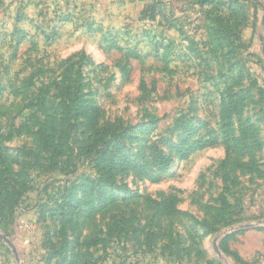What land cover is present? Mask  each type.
Here are the masks:
<instances>
[{
	"label": "rangeland",
	"instance_id": "rangeland-1",
	"mask_svg": "<svg viewBox=\"0 0 264 264\" xmlns=\"http://www.w3.org/2000/svg\"><path fill=\"white\" fill-rule=\"evenodd\" d=\"M0 168V264H264V0H0Z\"/></svg>",
	"mask_w": 264,
	"mask_h": 264
},
{
	"label": "trees",
	"instance_id": "trees-1",
	"mask_svg": "<svg viewBox=\"0 0 264 264\" xmlns=\"http://www.w3.org/2000/svg\"><path fill=\"white\" fill-rule=\"evenodd\" d=\"M129 54H134L133 51L128 50ZM240 105V99L238 95L231 92V90H228L226 96L222 99V128L224 136L227 138L231 135L233 131V122H232V116L234 113L237 112L238 107ZM20 130L23 129H31L33 126L30 123H25L21 125ZM42 128L43 126H40L38 128V135H42ZM185 137L184 139L179 142L175 147V153L177 156H180L181 158H185L189 156L191 153L195 152L196 150L203 149L209 146H212L215 142V139L213 138H201L193 143H188V139L193 135L194 130H192V127L190 124H187L186 129L184 130ZM240 132L243 136H247L246 128L243 126H240ZM186 144H188L186 147H184ZM60 145L55 147V152L58 150L60 154L63 152L59 148ZM67 149H71L68 147ZM62 152V153H61ZM150 156L152 159V162L158 165L160 168L164 169L166 168L170 161L171 156L167 155L163 152V150L159 146H154L152 150L150 151ZM9 186V180L8 177L5 175V172L2 168H0V200H1V207L7 203V199L9 198V202L13 203L15 201L14 197L9 195L8 191ZM156 207L158 210L162 211L163 213H171L173 211V204L171 200H165V201H154Z\"/></svg>",
	"mask_w": 264,
	"mask_h": 264
},
{
	"label": "water",
	"instance_id": "water-1",
	"mask_svg": "<svg viewBox=\"0 0 264 264\" xmlns=\"http://www.w3.org/2000/svg\"><path fill=\"white\" fill-rule=\"evenodd\" d=\"M0 239H2L5 243H7L12 248V251L14 252V254L16 253L15 248H14L12 242L10 241V239L6 235L2 234L1 232H0ZM215 250H216V252L218 251L217 247L215 248ZM16 258H17V256H16Z\"/></svg>",
	"mask_w": 264,
	"mask_h": 264
}]
</instances>
